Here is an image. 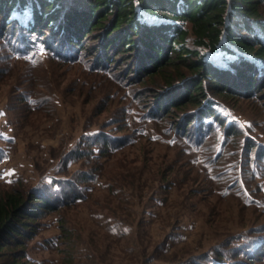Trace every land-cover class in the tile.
I'll return each mask as SVG.
<instances>
[{"label": "rangeland", "instance_id": "rangeland-1", "mask_svg": "<svg viewBox=\"0 0 264 264\" xmlns=\"http://www.w3.org/2000/svg\"><path fill=\"white\" fill-rule=\"evenodd\" d=\"M31 15L32 7L26 6L24 11L16 7L12 18L27 24ZM96 35L93 32L83 39L86 50L96 49L101 41ZM1 39L0 192L21 184L25 189H42L43 185H37L38 174L52 166V161L47 159L55 158L56 163L64 164L62 153L79 142L83 130L97 131L102 127L105 134L114 133L119 138L129 133L130 118L126 113L119 114L123 103L120 93L119 98L107 100L111 82L89 69L95 63L93 52H90L92 56L82 57L83 62L78 65L59 63L39 52L36 54L45 59L28 63L15 58L6 39ZM71 55L64 53L68 58ZM128 56H117L118 64L108 63L107 67L117 77L124 73L125 82L140 81L138 66ZM153 87L161 89L151 82L132 83L122 94L138 110L133 113L136 118L149 109L134 101V95H141L148 104L146 107L166 102L167 97L153 92ZM220 100L227 114L225 126L237 122V127L245 131L246 137L233 141L235 148L229 147L236 151L237 159L248 161L251 170L244 181L249 183V190L257 191L254 203L247 200L246 189L240 186L223 192L225 183L239 178L238 170H231L235 175L225 182L223 169L229 168V163L226 168L217 164L206 166L207 159L215 155V151L207 150L215 149L214 140L220 139V128L214 126L199 155L185 151L192 146L187 138L172 144L165 141V136L173 140L177 137L174 132H165L168 127L165 121L157 122L155 128L164 131V141L138 135L133 144L99 160L101 174L91 189L85 190L81 201L64 203L37 220V235L28 243L29 264H191L201 261L206 253H214L219 245L235 236L245 238L226 246L232 254L241 248L238 242L250 243L249 240L259 235L255 230L264 228V204H260L264 202V160L260 162L263 149L258 148L264 144V99L238 96ZM174 113L177 118L178 112ZM123 125L125 129L116 134V128ZM146 129L153 133L151 125ZM252 137L259 140V145L241 158L246 152L242 140ZM56 163L54 170L48 171L52 175L62 171V165L56 168ZM89 168L79 162L71 165L70 171L76 173ZM18 179L23 182L18 183ZM46 184L64 190L63 184L54 185L51 180ZM241 184V181L237 183ZM253 241L241 249L254 256V264H264V258L255 257L259 256V247ZM239 257L237 261H242Z\"/></svg>", "mask_w": 264, "mask_h": 264}, {"label": "trees", "instance_id": "trees-1", "mask_svg": "<svg viewBox=\"0 0 264 264\" xmlns=\"http://www.w3.org/2000/svg\"><path fill=\"white\" fill-rule=\"evenodd\" d=\"M26 6L32 7L27 24L12 18L16 7L24 11ZM93 32L101 41L92 53L86 50L82 41ZM1 38L6 39L4 41L15 58L25 59L28 63L37 58L45 59L37 52L47 55L50 60L63 64L73 62V65L82 63L81 58L88 54L95 55V63L89 65V69L111 82L107 100L115 96L119 98L120 93L123 103L119 114L126 113L130 118L127 122L133 127L128 128L129 133L123 138L114 133L105 134L102 127L97 131L83 130L79 142L62 153L64 164L56 163L58 159L55 158L47 159L52 161L49 170H54L56 163V168L62 165V171L57 175L50 174L49 170L39 172L37 185H43L42 189H25L21 184L0 192V264H29L26 259L28 243L37 235V220L64 203L81 201L85 190L91 189V184L101 174L97 165L100 159L133 144L138 135H148L156 142L163 140L165 133L155 128L157 122L165 121L168 125L165 132H174L177 137L173 140L165 136V141L172 144L177 139H188L192 146L184 148L185 151L199 155L203 153L204 140L211 136L214 126L220 128V139L214 140L217 143L215 149L207 150L215 151V155L207 159L206 166L217 164L226 168L229 163V168L223 169L225 182L235 175L233 170H238L236 175L239 174L240 180L236 178L225 183L223 192L234 191V187L240 186L242 190L246 189L244 192L250 203L256 201L254 193L257 191L249 190V183L244 181L247 171L251 170L248 161L237 159L236 151L229 147L236 146L231 143L244 137L245 131L237 127V122L225 126L227 114L220 98L264 99V0H0V42ZM66 52L72 55L65 57ZM128 54L138 66L140 81L125 82L124 73L120 74L121 78L117 77L107 67L108 63L118 64L117 56ZM130 72L131 69L127 73ZM148 82L161 87H153L152 91L164 94L166 102L146 107V100L141 95H134V101L149 109L136 118L133 113L138 110L128 98L123 99L122 94L132 83ZM174 112H178L177 118ZM148 124L153 133L146 129ZM190 126L193 128L188 131ZM124 129L125 125L117 127L114 132L118 134ZM241 144L246 146V152L241 154L243 158L259 145V140L244 138ZM260 147L263 149L259 158L262 162L264 144ZM79 162L90 168L71 173L70 166ZM254 169L252 166L251 172L254 173ZM47 180L54 185L63 184L64 190L49 188ZM240 181L243 184L237 185ZM17 182L23 181L18 179ZM255 232L259 233L253 238L259 247V256L255 257L264 258V228ZM240 238L245 237L230 238L214 253H206L201 261L191 264H254V256L250 257L245 248L241 249L253 240L238 242L242 246L234 254L227 250V245L236 244L234 241ZM239 256L242 261H237Z\"/></svg>", "mask_w": 264, "mask_h": 264}]
</instances>
